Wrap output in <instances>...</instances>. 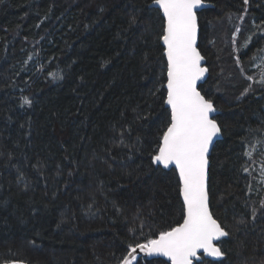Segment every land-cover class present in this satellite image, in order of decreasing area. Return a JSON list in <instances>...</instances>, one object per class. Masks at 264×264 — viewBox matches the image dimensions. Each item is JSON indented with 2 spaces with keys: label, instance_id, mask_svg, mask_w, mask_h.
Instances as JSON below:
<instances>
[{
  "label": "trees",
  "instance_id": "1",
  "mask_svg": "<svg viewBox=\"0 0 264 264\" xmlns=\"http://www.w3.org/2000/svg\"><path fill=\"white\" fill-rule=\"evenodd\" d=\"M206 1L210 206L230 234L225 257L200 260L264 264V0ZM153 2L0 0V264H120L183 222L177 170L153 160L171 118Z\"/></svg>",
  "mask_w": 264,
  "mask_h": 264
},
{
  "label": "snow or ice",
  "instance_id": "2",
  "mask_svg": "<svg viewBox=\"0 0 264 264\" xmlns=\"http://www.w3.org/2000/svg\"><path fill=\"white\" fill-rule=\"evenodd\" d=\"M244 2L247 4L248 0ZM154 3L162 9L166 19L160 39L166 46L165 103L170 106L171 118L153 160L165 168L174 165L178 169L185 215L183 223L159 232L156 238L129 245L130 250L121 258L120 264H139L138 249L146 255L166 256L171 264H194V261L203 264L201 251L215 258L226 256L218 242L230 234L209 209L208 155L214 137H218L222 129L212 118L217 112L213 101L206 99L197 88V82L208 72L202 66L204 57L196 46V12L203 0H154ZM135 23L137 20L132 17L130 25ZM50 75L54 79L63 78L56 73ZM258 82L264 84V73ZM31 105V99L22 98L21 106ZM254 150L251 148L247 155L251 157ZM261 172L264 174V165ZM12 264L20 262L13 261Z\"/></svg>",
  "mask_w": 264,
  "mask_h": 264
},
{
  "label": "water",
  "instance_id": "3",
  "mask_svg": "<svg viewBox=\"0 0 264 264\" xmlns=\"http://www.w3.org/2000/svg\"><path fill=\"white\" fill-rule=\"evenodd\" d=\"M153 6H156V7H158V8H160L158 5H156L154 2H153ZM211 6V4L210 3H208L206 0H203V3H202V5L200 6V7H198V9H197V12H196V15H197V24H198V12L199 11H201L202 9H204V8H207V7H210ZM161 9V8H160ZM161 11H162V9H161ZM162 14H163V11H162ZM164 16V15H163ZM165 23H166V19H165ZM198 36H199V25H198V31H197V42H196V46H197V48H198ZM162 43H163V40H162ZM163 45H164V43H163ZM164 47H165V55H166V46L164 45ZM199 49V48H198ZM200 51V50H199ZM200 53H201V51H200ZM201 55L204 57V60L201 62L202 63V66L203 67H206L207 68V65H206V58H205V56L201 53ZM166 59H167V56H166ZM208 69V68H207ZM207 77H208V72H206L205 73V75H204V77L200 80V81H198L197 82V88H198V90L201 92V94L202 95H204L203 93H202V91L200 90V85L201 84H203L206 80H207ZM206 98V97H205ZM207 99V98H206ZM170 107V106H169ZM218 113V110H217V112L213 115V119H215V116H216V114ZM222 138V132H221V134L218 136V137H214V139H213V143H212V145L210 146V149H209V155H208V161H209V165H208V175H207V189H208V193H209V168H210V155H211V152H212V150H213V147H214V145L216 144V142L219 140V139H221ZM160 165H162V164H160ZM163 166V165H162ZM167 168H175V166L174 165H169ZM176 169V168H175ZM177 170V173H178V176H179V171H178V169H176ZM180 179V178H179ZM180 183H181V181H180ZM181 187H182V184H181ZM181 195H182V192H181ZM182 199H183V196H182ZM209 209H210V211H211V213H212V209H211V206H210V194H209ZM212 215H213V213H212ZM213 217L215 218V216L213 215ZM216 219V218H215ZM183 223V222H182ZM138 251V256H137V258L138 257H143V258H145V259H155V258H163V259H165V260H167V261H169L170 263H171V261L169 260V258L168 257H166V256H162V255H146L145 253H143V252H140L139 251V249L137 250ZM202 254H204L202 251H201V253H200V258H201V255ZM206 257H208V258H213V259H216L215 257H211V256H207L206 254H204ZM5 264H12V262H9V263H5ZM20 264H27V263H23V262H20ZM194 264H195V261H194Z\"/></svg>",
  "mask_w": 264,
  "mask_h": 264
}]
</instances>
